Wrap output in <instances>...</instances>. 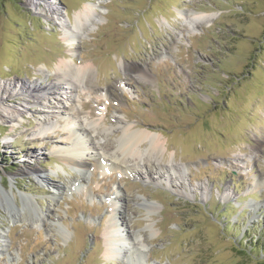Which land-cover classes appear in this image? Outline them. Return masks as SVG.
Listing matches in <instances>:
<instances>
[{
	"label": "rangeland",
	"instance_id": "1",
	"mask_svg": "<svg viewBox=\"0 0 264 264\" xmlns=\"http://www.w3.org/2000/svg\"><path fill=\"white\" fill-rule=\"evenodd\" d=\"M37 1L0 0V85L44 88L61 62L92 64L90 81L73 83L75 130L101 122L104 149L118 153L131 124L161 134L166 150L156 161L141 145L147 176L81 172L56 154L70 143L68 119L36 135L57 102L7 95L0 102L23 114L0 121V264H128L129 252L105 257L113 202L127 237L119 248L136 238L143 252L136 264H264V0H106L78 31L74 16L98 0ZM45 4L63 13L72 42ZM192 12L210 22L189 30L182 16Z\"/></svg>",
	"mask_w": 264,
	"mask_h": 264
},
{
	"label": "bare ground",
	"instance_id": "2",
	"mask_svg": "<svg viewBox=\"0 0 264 264\" xmlns=\"http://www.w3.org/2000/svg\"><path fill=\"white\" fill-rule=\"evenodd\" d=\"M28 1L29 4L32 7H34V9H37L38 1L37 2L36 0L35 1L28 0ZM104 2H106V0H98L96 4L90 2L84 4L83 8L74 16L73 29L78 31L79 26H86L88 23L92 21L94 17L96 19L99 18L100 14L98 12V8H100L101 3ZM45 6L47 10H42V11L45 13L46 16L56 17L59 21H62L60 23L65 29L64 31L65 39L67 40V42H72L75 37V34L71 32V29L69 28L67 29V26L69 25H66L63 13L59 10L58 7H55L52 4H45ZM210 17L211 16H209L208 14H203L201 12H192L188 16L185 15L182 16V19L186 27L189 30H192L195 29L196 28L195 26H198V24L209 23ZM93 70L96 72V68L92 64L85 65L82 67H74L69 63L61 62L55 73V77L58 78L59 81L56 79L54 83L47 85L44 88L39 87V85L36 84L30 86L25 84H20L19 87H15V88L11 87V84H6L3 86L0 85V101H2V99H5L7 95L11 96L12 94H14V92L19 93V95H25L30 99H33L32 104L26 103V106H31L36 104L39 105L40 107L48 108L50 100L53 99L54 101H56L57 105L59 106L58 110L51 111L52 116L50 118L45 115H42L43 117H41V119H38L39 128L36 130L38 132V133L36 132L37 133L36 135L43 136L39 133L41 132L46 133V131L49 130L51 131L52 128L55 126L54 124L55 121L63 119V116L66 119H68L69 127L64 132L66 133L67 140L68 141L70 140V143L64 146H58L56 150V154L58 155V158L65 164L72 165L73 167L79 169L81 172L82 171L92 172L96 169L104 170L105 167L110 165L112 167V170H118L120 173H123L124 175L128 174V172L130 173L136 172V174L142 172L144 175L147 176V170H145L146 166H144L145 164L144 165L141 164L144 163L142 160V153L140 152L141 145L143 143H147L148 146L146 148V152H148V156L150 155L152 158H154L157 161V156L159 154L161 155V153H163L166 150L165 148L166 141L161 134L154 133L144 129H133L131 124H123L124 126L123 127L121 126L122 144L120 148H118V153L115 152L114 149L112 153H109L106 151V149H104L105 147L104 142L106 140L102 141L104 138L103 136H101L100 130L99 132H97V127L100 126L101 122L100 123L98 121L85 122V123L83 122L84 125H82V129L75 130V125L73 123L79 124V119H77L73 114L70 113L71 111L76 110L75 109L76 106L73 105L74 102L77 104V101H75V99L73 100V96H72V94L74 93L73 87L75 86V84L73 83L77 82V84H81V85L87 84V81L89 82L90 79L92 78L91 76L93 75ZM142 77L147 80H149L150 78L148 74H142ZM62 81L64 85H66V88H63L61 87V85H59L60 82ZM60 91H63L62 93L66 95V98L61 99ZM22 114L23 111H21L19 108H8L4 106L2 102H0L1 122L10 125H16V123L21 118ZM103 126L101 124V128ZM73 129L74 131L71 132V130ZM104 129L106 128L104 127ZM90 130H91V134L92 133L95 134L94 136L95 138L93 137L95 140L91 138L89 134ZM86 151H93L94 155H89V156L85 155ZM70 155L74 156V158H72ZM102 162L108 165L103 164ZM169 168L170 171H174L176 173L180 172V168L178 169L172 165H170ZM160 170H162V168ZM29 172L35 175L36 177L42 179V175L39 172H37V170L31 169L29 170ZM60 190H61L60 188H55L54 194L58 195ZM9 195H13V193L11 192V194H8V192H4V196L9 197ZM22 197L23 199L26 200L30 209L34 213H36V218L39 221H42V217L41 215H39L37 211L38 210L37 205L34 202V200L28 196H22ZM113 203L110 204L112 207L110 224H108V227L104 232L105 257L112 259V258H116L120 254H124L125 256L129 252L130 257L126 255L125 258L126 261H129L128 264H130V261L132 260V256L136 257L137 255L141 257L143 252L136 247L137 246L136 244H134L135 241L138 242L137 241L138 239L136 238L134 239V241L132 240L133 241L132 243L129 242L128 245L130 246V249L127 248L128 249L127 252L123 251L124 249L121 248V246L119 248V244L125 245V240H127V237L125 236V234H123V238H121V234L116 233V229L118 227L117 221L115 220V216L117 214V210H116L117 205L115 202ZM151 208L154 209L152 206L150 207V209ZM63 235L65 234L63 233ZM133 246L135 248H133ZM140 248L143 249L144 245L141 244ZM132 251H134V253ZM132 262L136 264L137 261L132 260Z\"/></svg>",
	"mask_w": 264,
	"mask_h": 264
}]
</instances>
